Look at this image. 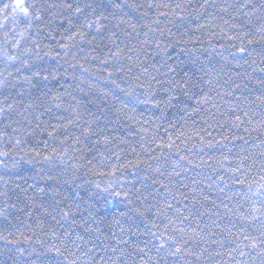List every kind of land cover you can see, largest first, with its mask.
I'll list each match as a JSON object with an SVG mask.
<instances>
[{"label":"trees","instance_id":"1","mask_svg":"<svg viewBox=\"0 0 264 264\" xmlns=\"http://www.w3.org/2000/svg\"><path fill=\"white\" fill-rule=\"evenodd\" d=\"M13 3L0 0V151L9 153L0 156V264H264V245L243 240H264V0H26L41 14L30 25ZM101 14L103 31L66 41ZM241 34L254 42L234 56L240 41L228 37ZM185 80L193 100L172 87ZM149 92L178 100L138 103ZM170 220L184 229L175 257L151 235H171ZM94 245L99 252L80 255Z\"/></svg>","mask_w":264,"mask_h":264},{"label":"snow or ice","instance_id":"2","mask_svg":"<svg viewBox=\"0 0 264 264\" xmlns=\"http://www.w3.org/2000/svg\"><path fill=\"white\" fill-rule=\"evenodd\" d=\"M100 6L101 5H99V4L97 5V7H100ZM8 7H9V5L7 3H5L3 5V9H7ZM12 7H13V11H17L18 10L20 13L23 14V16L31 17V19L28 21L29 25L31 24L32 20L39 21L41 19L40 10L37 9V6H36L35 3L28 4V3H26V0H14V3L12 5ZM62 7L67 8V9H71L72 8V4L71 3H65V4L62 5ZM86 7H91V5H87ZM113 7L119 8L120 4H114ZM183 7H184V5H182V4H176L175 5L176 9H181L182 10ZM3 9H0V10H3ZM32 10H35V15H33V11ZM94 12H95V9H93V13H90L89 15L94 14ZM75 13L79 14V15H83L84 14V10L82 8H80V7H76L75 8ZM179 14H180L179 12H176V15H179ZM161 15H164V13H161ZM103 19H107V17L103 16V14H101L99 16H96L95 20L89 19L88 16H85L83 24L80 25V28H82L83 30L78 29L77 32H74V33H72V35L66 37V41L74 42L77 36L80 39L83 40L86 37V33H87L88 29H94L95 32H97V33L103 31L104 28H105V25L101 23V20H103ZM257 31L258 32H264V28L258 29ZM258 38L259 39H264V35H261ZM228 39H230V40H239L240 41V46L238 48H236V51L234 53H232V55L235 56L237 54H240L241 57L244 54L247 53L246 45H251L254 42L252 39H247L246 34H241V35L235 36V37H228ZM68 42L59 45V48L61 50L65 51V53L67 52V50L71 46V44L68 43ZM89 42H91V41H89ZM30 51H31L30 49H26L25 52L21 53L20 55H22V56L23 55H27L28 53H30ZM46 55L53 56V57H58L59 53L58 52H54L52 50H49V52H47ZM112 55L116 56L117 53H112ZM37 56H39L38 52H37ZM17 58L18 57H15V56L8 57L9 60H15ZM245 62L247 63V61H245ZM171 70L172 69H169V71H171ZM260 71H264V69H260ZM9 75H11V74L9 73ZM55 75H56L55 73H53L51 75V77L48 76V75H45V76L42 77V79H44V80H48L49 78L55 79ZM33 76H36L37 78H40V73L39 72H35V73H33ZM26 79H28L30 81L31 77H28ZM5 82H6V78L3 79V80H0V85L5 84ZM112 83L114 85L116 84L115 81H112ZM116 87L119 88V85H116ZM172 87L173 88L179 87L181 89H184L183 95L187 98V100H193L194 97H195V93L191 92V89H194L196 87V85L192 84L188 80H185L183 83H180L179 81H177V82L172 84ZM130 94L131 93H126V95H130ZM151 96H152V94H151V92H149L148 96L144 100L138 101V103L152 104L154 107L155 106H159L161 104H165V103L168 106H171L173 101H177L178 100L177 97L172 96L170 93L167 96V100L166 101H164V100H154V99L151 98ZM209 99H210V97H207V96L198 97V98H196V103H197V105L204 104ZM178 102L182 103V101H178ZM55 107L59 108V107H61V105L57 104V105H55ZM11 108H12V105H8V109H11ZM72 111L75 113L76 110L73 109ZM192 111H198V107L197 108H193ZM4 112H5V109L4 108H0V114H3ZM247 115H248V113L245 112L244 116H247ZM37 119H39L38 116H37ZM76 119H79L78 115L76 116ZM240 120H241L240 116H236L235 117V121L237 123V126H238V123H239ZM73 122L74 121L72 119L68 120V124H72ZM261 124H264V121H261ZM53 131H55V129H53ZM92 134H93V130L91 128H85L84 131H83V135L84 136H90ZM48 135L52 136L53 133L49 132ZM77 142H79V137H77ZM105 142H107V141H105ZM20 143L21 142L19 140H17L15 146L18 147ZM166 146L169 149L173 148L174 141H173V138L171 136L168 137V143H167ZM160 147L163 148L164 145H160ZM53 152H55V150H53ZM8 154H9L8 152L0 151V156H7ZM37 155H39V153H37ZM52 159H53L52 155L43 157V160H45V161H51ZM180 159L183 160V159H185V157H180ZM29 162H31V161H29ZM188 162L190 164L192 163V161H188ZM137 163H143V162L142 161H137ZM197 167H199V165H197ZM118 170L119 169L114 168L113 169V173L115 171H118ZM232 171L238 172V171H240V168L238 167V168L232 169ZM113 173H110V175L113 174ZM154 183H155V181H154ZM97 188H99V185H97ZM111 188H112V185L109 184L106 188L103 189V191L104 192H109V189H111ZM40 191H42V189ZM110 194L113 195L114 197H117V198L122 196V193L119 192V191H113ZM127 198H128V193L124 192L123 193V199L126 200ZM128 203L131 204V201H128ZM167 207L171 208V205L169 204V205H167ZM135 211L141 217H143L145 215V213L140 211V209H135ZM176 211H177V213H179V209H177ZM251 211L255 212L256 209L253 208ZM64 215L67 216L68 213H64ZM121 215H124V214L121 213ZM157 215H161V213L157 212ZM187 219H188V217L183 216L177 222L178 223H183ZM249 219L255 220V219H257V217L250 216ZM169 224L173 225L172 234L171 235H166L165 232H160L159 235H157L156 232H152L151 233V235L153 236L154 240L156 241V243L153 245V247H155L157 252L166 251L167 255L175 257V256H177L179 253H181L183 251L182 244L184 243V241H183L184 229L183 228L177 229L175 224H173V222L170 220L169 223L164 226L165 230L168 229ZM151 227L152 228H156L159 231L158 225L155 223V220H153V222L151 224ZM96 230L98 231V229H96ZM85 231H88V229H85ZM261 236H264V232L261 233ZM113 238H115V237H113ZM0 239H6V237H0ZM80 239H83V238L80 237ZM237 239H240V237H237ZM243 240L244 241H249L250 240L251 243H249L246 246L250 247V248H253V249L256 248L258 246V244L264 245V240H258L256 237H249L247 235H244L243 236ZM11 243L15 244L16 241H12ZM119 243H121V241H117V244H119ZM73 244H74L75 250L78 251L80 249V245L79 244H75V242H73ZM173 246H175V247H173ZM94 250L96 252L100 251V249L96 248L95 245H94L93 248H89L85 252H81L80 255H82V256L83 255H88L89 253H92ZM17 251H18V254H20L21 256L24 255V253H25L24 249H18ZM50 251H51V249H50ZM54 251H55L57 256H63L64 255L60 251V249H58V248L54 249ZM111 251L115 254L117 249L116 248H112ZM135 252L147 255V252H146L145 248H137V249H135ZM241 255H244V253L242 252ZM64 258L67 259V257H64ZM89 259H90V261H92V264H108V261H106L104 259V257H101V259L99 261L93 260V258L91 256H89ZM33 264H34V262H33ZM72 264H75V261H73ZM113 264H116V262L113 261ZM139 264H146V262L142 259L139 262Z\"/></svg>","mask_w":264,"mask_h":264}]
</instances>
